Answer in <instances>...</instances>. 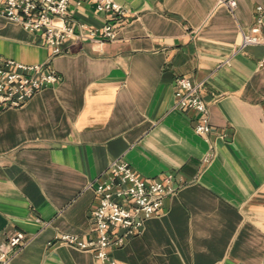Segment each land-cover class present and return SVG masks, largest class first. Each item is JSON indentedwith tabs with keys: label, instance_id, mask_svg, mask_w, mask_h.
<instances>
[{
	"label": "crops",
	"instance_id": "0c3cea01",
	"mask_svg": "<svg viewBox=\"0 0 264 264\" xmlns=\"http://www.w3.org/2000/svg\"><path fill=\"white\" fill-rule=\"evenodd\" d=\"M114 1L120 21L71 2L73 22L113 23L114 40L50 59L60 82L0 112V244L26 237L7 264H264V0ZM257 16L261 43L238 51ZM48 57L39 34L0 16V67ZM179 77L201 84L206 137L197 112L173 109ZM117 160L183 185L100 263L54 238H95L93 187Z\"/></svg>",
	"mask_w": 264,
	"mask_h": 264
},
{
	"label": "built area",
	"instance_id": "2783aa9c",
	"mask_svg": "<svg viewBox=\"0 0 264 264\" xmlns=\"http://www.w3.org/2000/svg\"><path fill=\"white\" fill-rule=\"evenodd\" d=\"M79 6L82 0H0V16L20 25L28 32L37 33L49 57L39 65H23L6 60L0 67V112L18 109L43 89L55 86L60 76L48 67V61L62 56L82 43L103 44L115 38L113 23H105L99 29L75 23L69 18V5ZM97 13L111 15L116 21L126 16L122 5L114 0H93ZM230 11L236 7L234 0L225 2ZM261 8H257L260 11ZM262 17L257 16L249 34H242L238 51L247 46L259 45L258 36ZM264 65V57L259 66ZM173 109L193 110L198 119L194 131L206 137L210 131L208 109L199 95L201 84L192 85L187 78L175 80ZM211 155L204 158L208 162ZM105 179L95 183L93 191L97 205L91 212L95 238L81 240L78 236L60 234L55 241L80 251L91 252L100 263L110 262L108 251L121 248L132 237L141 234L144 223L160 213L163 200L173 196L183 185L171 174L159 180L143 181L122 160L112 162L104 172ZM26 243V237L16 232L0 244V264H7L12 255Z\"/></svg>",
	"mask_w": 264,
	"mask_h": 264
}]
</instances>
